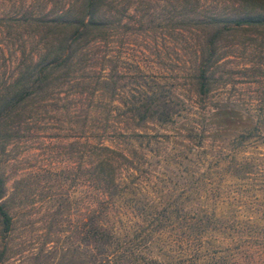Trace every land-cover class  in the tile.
Wrapping results in <instances>:
<instances>
[{
    "label": "rangeland",
    "instance_id": "rangeland-1",
    "mask_svg": "<svg viewBox=\"0 0 264 264\" xmlns=\"http://www.w3.org/2000/svg\"><path fill=\"white\" fill-rule=\"evenodd\" d=\"M109 8L119 12L114 25L86 52L84 77L100 90L90 102L119 107L115 120L143 94L179 109L170 122L141 121L121 137L136 150V168L110 214L133 252L114 264H264V29L243 24L212 36L207 17L231 11L229 0H112ZM208 38L210 88L197 94ZM35 119L0 161L12 216L11 228H0V264H89L81 239L88 146L60 101Z\"/></svg>",
    "mask_w": 264,
    "mask_h": 264
},
{
    "label": "trees",
    "instance_id": "trees-1",
    "mask_svg": "<svg viewBox=\"0 0 264 264\" xmlns=\"http://www.w3.org/2000/svg\"><path fill=\"white\" fill-rule=\"evenodd\" d=\"M23 1L0 0V161L13 137L28 131V124L37 115L60 101V111L88 146L81 222L87 261L114 264L133 252L127 248L129 239L123 238L125 230L110 214L120 202L123 183L136 168L132 158L136 150L122 138L141 121L170 122L179 109L168 97L143 94L125 106L124 118L115 120L113 113L119 107L90 102V98L100 96V90L90 88L84 77L83 71L92 67L85 62L86 52L103 41L106 30L114 25V15L119 12L110 10L112 0H63L58 6L39 8L23 5ZM229 1L231 11L207 17L214 29L212 36L224 27L243 24L264 29V0ZM213 45L212 38L202 44L207 52L199 55L194 74L197 94L210 88L206 70L215 60L210 52ZM1 162L0 228L6 232L12 216L3 197L8 175ZM193 237L185 235V244H191ZM3 251L2 246L0 253Z\"/></svg>",
    "mask_w": 264,
    "mask_h": 264
}]
</instances>
